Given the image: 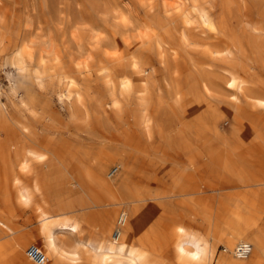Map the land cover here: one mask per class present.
Segmentation results:
<instances>
[{"label":"bare ground","instance_id":"1","mask_svg":"<svg viewBox=\"0 0 264 264\" xmlns=\"http://www.w3.org/2000/svg\"><path fill=\"white\" fill-rule=\"evenodd\" d=\"M209 1L190 0L188 3L205 26L208 38L214 41L195 42L196 36L188 33L191 12L181 13L184 28L180 39L200 51L201 59L196 60L194 66L202 76L201 84L195 87V83H191L185 91L176 85L171 88L174 102L180 110L192 111L190 105L200 109L195 118L189 117L194 120L181 122V126L178 124L180 127L177 125L179 128L172 133L166 131L157 115L150 111L146 96L150 90L145 77H142L145 70L134 67L133 73L140 77L146 92L142 120L145 138H150L152 128H155L157 136L164 138L170 148L180 152L193 167L196 160H203L209 153L214 155L212 149L198 148L191 143L189 132L193 121L204 132L201 137L204 141L209 136L225 141L218 156H221L223 172L231 180L222 183L216 190L223 186L255 187L249 189L244 198L234 199L228 205L217 203L214 212L209 208L212 203L204 202L203 211L208 214L206 222L223 244L225 253L217 257L207 237L190 230L180 219L182 223L175 220H170V223L159 220L154 224L149 222L153 211L143 207V202L153 200L158 194L153 195L154 191H151V197L146 194L147 191H143L144 194L134 186L127 174L129 168L125 150H117L114 154L119 160L120 171L116 168L112 172L111 168L107 172L106 168L112 160L107 159L106 153H90L88 148L84 151L82 147L81 150L74 149L63 139L43 136L27 123L11 121L1 110L2 201L8 215L12 209L9 198L22 211L29 209L36 213L40 242L38 246L29 244L24 250L28 239L24 236L12 238L0 243V258L7 253L16 259L14 264H34L28 258L27 250L35 245L46 255L45 264H264V149L260 147V156L246 155L244 158L239 147L242 137L233 126L229 127L228 135H220L216 129V122L223 117L219 102H224L230 113H237L241 109L240 104L249 109L264 106V0L250 2L256 16L252 22L235 15L236 8L246 2L218 0L215 2L217 18L213 19L208 15V9L215 4ZM233 18L236 19L235 25H232ZM156 25L160 28V21H156ZM156 38V46L163 48L160 37ZM30 43L32 41L24 40L17 45L8 61L9 66L13 65L16 70L15 84L23 91L24 105L36 109L39 100L30 92L25 75L27 62L24 61L29 56ZM39 54H42L39 66L35 65L36 69L32 72L38 77L45 73L47 67L45 50L41 48ZM178 73L174 70L172 74L176 76ZM212 81H220V85ZM132 83L133 79L124 77L120 86L130 89ZM61 87V102L66 104L68 121L79 120V114L83 116L82 121L90 120L82 92L66 78L61 79ZM228 137H233L239 146L227 144ZM38 167L41 172L32 174ZM113 173L115 175L111 176ZM20 176L30 184L25 185ZM63 179L65 182L61 183ZM202 191L201 185H192L185 179L177 180L169 193L179 197L200 195ZM203 200L201 196L190 197L186 203L193 208L200 206ZM206 205L209 207L206 208ZM222 208L228 209L226 221H221ZM0 225L12 233L13 228L7 219L0 218ZM242 243L251 246L250 253L245 257L235 252L236 246Z\"/></svg>","mask_w":264,"mask_h":264},{"label":"rangeland","instance_id":"2","mask_svg":"<svg viewBox=\"0 0 264 264\" xmlns=\"http://www.w3.org/2000/svg\"><path fill=\"white\" fill-rule=\"evenodd\" d=\"M188 2L190 0H0V111L11 121L27 123L43 136H56L69 142L74 149L82 147L84 151L88 148L90 153H106L107 159L112 160L107 172L111 168L120 171L115 155L120 149L125 150L127 174L134 186L142 192L147 191L151 197L158 194L153 200L143 202V207L153 211L149 222H183L190 230L207 237L218 257L225 253L224 247L206 222L208 214L203 211L204 202L212 203V207H208L214 212L217 203L228 205L234 199H242L252 187L223 186L216 190L231 180L223 172L221 156H218L225 141L213 136L204 141V137L201 138L204 132L195 122L191 121V143L198 148L212 149L214 155L209 153L203 160H196L194 168L180 152L173 151L164 138L157 136L155 128H152V136L145 138L142 122L147 98L151 113L156 114L163 128L171 133L181 126V122L194 120L190 118H195L200 112L194 105L189 107L192 111L180 110L171 93L173 85L185 91L189 84L195 83L198 87L202 81L200 71L194 66V62L201 59L200 51L180 39L184 28L181 13L191 12L188 33L196 36L195 42L214 41L208 38L205 26L192 12ZM209 2L215 4L218 0ZM234 2H246L236 8L235 15H241L247 21L255 20L254 6L250 2L257 1ZM217 14L216 4L208 9L211 18H217ZM156 21H160V28ZM235 23L233 18L232 25ZM157 36L163 42V48L156 46ZM24 40L32 41L29 56L24 62H27L25 75L28 87L39 100L36 109L24 105L23 91L15 84L16 70L13 65L9 66L8 61L16 46ZM41 48L46 53L47 67L44 76L38 77L32 72L39 66ZM134 67L145 70L142 77H145L150 90L147 95L140 77L133 73ZM174 70L179 72L176 76L172 74ZM124 77L133 79L130 89L121 88L120 82ZM62 78L72 81L82 92L86 113L90 117L87 122L82 121L80 114L79 120L68 121L66 104L61 102ZM213 83L220 85V81ZM218 106L223 114L216 122L220 135H228L229 127L233 126L242 137L241 145L237 144L244 153L243 157L260 156V147L264 149V106L249 109L240 104L241 109L237 113H230L224 102H219ZM226 142L237 145L233 137H228ZM41 170L38 167L32 174H39ZM20 179L25 185L30 184L23 176ZM185 179L192 185H201L202 193L179 197L169 193L177 180ZM196 196L204 198L201 205L188 207L186 202ZM2 200L0 194V218L7 219L13 231L10 233L0 225V243L24 236L28 239L24 250L29 244L38 246L40 237L36 230L39 225L36 213L29 209L22 211L9 198L12 209L8 215ZM227 210L222 208L221 221H226ZM15 260L6 253L0 258V264H14Z\"/></svg>","mask_w":264,"mask_h":264},{"label":"built area","instance_id":"3","mask_svg":"<svg viewBox=\"0 0 264 264\" xmlns=\"http://www.w3.org/2000/svg\"><path fill=\"white\" fill-rule=\"evenodd\" d=\"M116 168L112 169L114 172ZM251 246L248 243H242L236 246L235 252L242 257L247 256L250 253ZM28 258L34 264H45L47 262L46 255L35 245H31L27 250Z\"/></svg>","mask_w":264,"mask_h":264}]
</instances>
